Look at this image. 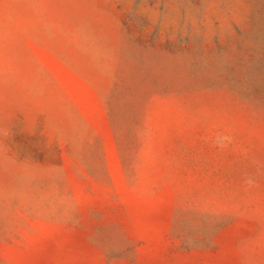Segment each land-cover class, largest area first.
Listing matches in <instances>:
<instances>
[{
    "label": "rangeland",
    "instance_id": "rangeland-1",
    "mask_svg": "<svg viewBox=\"0 0 264 264\" xmlns=\"http://www.w3.org/2000/svg\"><path fill=\"white\" fill-rule=\"evenodd\" d=\"M0 264H264V0H0Z\"/></svg>",
    "mask_w": 264,
    "mask_h": 264
}]
</instances>
